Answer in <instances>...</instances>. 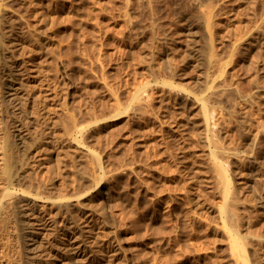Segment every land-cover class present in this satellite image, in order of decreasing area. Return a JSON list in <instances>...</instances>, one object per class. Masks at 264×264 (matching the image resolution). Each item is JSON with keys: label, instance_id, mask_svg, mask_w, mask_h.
I'll use <instances>...</instances> for the list:
<instances>
[{"label": "rangeland", "instance_id": "374dc122", "mask_svg": "<svg viewBox=\"0 0 264 264\" xmlns=\"http://www.w3.org/2000/svg\"><path fill=\"white\" fill-rule=\"evenodd\" d=\"M232 233L264 264V0H0V264H243Z\"/></svg>", "mask_w": 264, "mask_h": 264}, {"label": "bare ground", "instance_id": "6f19581e", "mask_svg": "<svg viewBox=\"0 0 264 264\" xmlns=\"http://www.w3.org/2000/svg\"><path fill=\"white\" fill-rule=\"evenodd\" d=\"M19 26H21V25H19ZM17 28V27H16ZM18 29V28H17ZM22 30V29H21ZM11 31V30H10ZM12 31H13V29H12ZM16 32V31H15ZM19 32V31H18ZM12 34H13V32H11ZM21 33V32H20ZM25 33V32H24ZM14 34H16V33H14ZM13 34V35H14ZM22 34V33H21ZM27 34H28V32H27ZM7 35V34H6ZM17 35V34H16ZM16 35H14L12 38H11V42H9V43H11V46L10 47H12L13 49V51L11 50V49H9V50H11V52H14V54L15 55H13L14 57L13 58H16V60L14 61V63H13V66L17 69V72L16 73H18V75L20 76L19 78H20V80H19V85H21L22 84V88L25 90V88H24V79H26L25 77H27L26 75H28L27 73V68H26V61L24 62V61H22V59H24V56L22 55L23 53H20V47H21V45L23 44L22 42H24V41H21V39H18V38H16L17 36ZM30 35V34H29ZM3 36H4V34H3ZM9 36V35H8ZM16 36V37H15ZM23 36H25V39H26V35H22V38H23ZM10 37V36H9ZM21 37V36H20ZM28 39V38H27ZM33 38L31 37V39L30 40H32ZM10 41V40H9ZM26 41V40H25ZM33 41V40H32ZM31 41V42H32ZM28 42V41H27ZM38 42V41H37ZM30 43V42H29ZM25 44V43H24ZM31 45V44H30ZM7 46V45H6ZM5 46V47H6ZM8 46V47H9ZM7 47V48H8ZM9 47V48H10ZM23 47V46H22ZM25 47H26V45H25ZM210 48H212V47H210ZM208 50H209V48H208ZM212 51H213V49H211ZM211 50H209L208 52H211ZM22 51V50H21ZM11 52H9L10 53V56H11ZM25 53V52H24ZM212 54H213V52H211V56H212ZM21 56H23V58L21 57ZM10 61V60H9ZM9 64V63H8ZM12 65V64H11ZM10 65V66H11ZM13 66H11V67H13ZM15 68H13V70L15 69ZM35 69V68H34ZM29 70H32V69H30L29 68ZM35 71V70H34ZM37 71V70H36ZM14 74H15V72H14ZM13 74V75H14ZM29 77V76H28ZM18 78V77H17ZM16 78V79H17ZM11 80V79H10ZM15 81V80H14ZM21 81V82H20ZM17 82V81H16ZM27 82V81H26ZM17 85V84H16ZM26 85V84H25ZM27 86V85H26ZM8 88H10V86L8 87ZM12 88H14V86L12 87ZM15 88H17V87H15ZM19 89H21V88H19ZM18 88H17V90H19ZM20 91V90H19ZM22 91V90H21ZM13 92V91H12ZM14 93V92H13ZM17 93V92H16ZM12 94V93H11ZM16 95V94H15ZM15 95H12V96H15ZM204 104H203V110H204V116H206V121H207V128L209 129V127H211V125H210V110H209V107H208V103L205 101V98H204V102H203ZM141 107V106H140ZM139 109H141V108H139ZM139 112H140V110H139ZM138 112V113H139ZM119 113V112H118ZM117 115H119V114H117ZM205 120V119H204ZM76 127H78V125H76V124H74ZM79 129H81L82 130V127L81 126H79L78 127ZM77 128V130H79ZM80 130V131H81ZM211 130V129H210ZM209 130V131H210ZM79 131V132H80ZM207 136V135H206ZM210 136V135H209ZM213 137V136H212ZM209 137H207L206 139H208ZM214 138V137H213ZM212 138V139H213ZM211 138H209V140H210ZM209 140H207L208 142H210ZM218 140V139H217ZM213 141H215L214 142V144L213 145H215V149H214V147H213V149L214 150H212V155L213 156H215L214 158H215V160L219 157L218 156V154L219 153H222V154H224L225 152H226V148L224 149V147H221L219 144H220V142H219V144L218 145H216V143H218L217 141H216V138H214L213 139ZM213 141H211L210 143L212 144L213 143ZM210 144V145H211ZM221 145H224V144H222L221 143ZM215 160H214V162H215ZM218 160H219V158H218ZM221 163V162H220ZM218 161H216L215 162V166H216V169H217V171H218V174L220 175V177L222 178V180H223V184H224V192H225V201H227V200H229V198H230V194H232L231 193V184H230V177H229V175H228V173H227V171H226V169H225V167L223 166V164H220ZM252 163V162H251ZM39 198V197H38ZM186 198V197H185ZM69 201V200H68ZM68 203H70V202H68ZM65 205V204H64ZM67 206H69V204L67 205ZM71 206V205H70ZM66 207V206H65ZM69 208V207H68ZM224 209H223V212H224V210L226 209V206H224L223 207ZM173 209H174V207H173ZM68 210V209H67ZM173 211V210H172ZM176 211V210H175ZM174 212V211H173ZM31 215V217L34 219V221H36V226H37V228H36V231L39 233L40 232V230L42 229V228H44V229H48V230H50V229H52V222H48V221H46V219H45V216L42 214V215H38V214H36L35 212H32V213H30ZM29 215V214H28ZM174 216V215H173ZM43 220V222H44V224H42L41 223V221ZM43 229V230H44ZM90 231V229H89V227H88V229H86V233H90L89 232ZM238 232V231H237ZM236 232V233H237ZM235 233V234H236ZM235 234H233L232 233V235H231V238H232V246H233V250L235 251V252H238L239 253V255L241 256V258L243 259V264H250L249 263V260L247 259V257H245V250H246V248L243 246V244H242V242H241V240L238 238V236H235ZM239 234V233H238ZM69 237V236H68ZM73 237V236H72ZM34 240V239H33ZM86 243V248H89V249H92L91 247H92V245H93V243H92V240H91V236H90V234H88V240L85 242ZM34 246V245H33ZM36 246V245H35ZM37 248V247H36ZM35 248V249H36ZM75 248H80L79 246H76ZM29 249H31V248H29ZM34 249V248H33ZM33 249L31 250L32 251V253H33ZM79 250V249H78ZM81 250V249H80ZM85 250V249H84ZM29 251V250H28ZM75 251V250H74ZM77 251V250H76ZM47 252H50V251H47ZM88 252H91L90 250L88 251ZM35 253V252H34ZM44 253V252H43ZM78 253V252H77ZM237 253V254H238ZM46 254V253H45ZM247 254V253H246ZM47 255V254H46ZM45 255V256H46ZM90 255V254H89ZM33 256V255H32ZM48 256H50V253H49V255ZM238 256V255H237ZM239 257V256H238ZM239 259H240V257H239Z\"/></svg>", "mask_w": 264, "mask_h": 264}]
</instances>
